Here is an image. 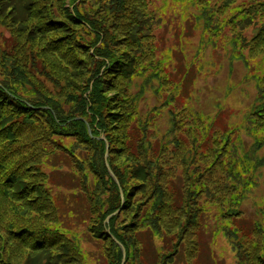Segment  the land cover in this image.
<instances>
[{
  "label": "rangeland",
  "instance_id": "rangeland-1",
  "mask_svg": "<svg viewBox=\"0 0 264 264\" xmlns=\"http://www.w3.org/2000/svg\"><path fill=\"white\" fill-rule=\"evenodd\" d=\"M71 1L66 6L73 12ZM144 3L142 15L148 11L151 17L147 15L150 19L145 22L149 26L140 23L112 28L110 44L120 51L129 49L125 55L139 60L143 43L141 54L151 66L121 80L101 71L100 79L104 81L103 96L108 99L106 111L122 114L124 128H132V102L140 116L152 118L153 126H145L149 136L133 159L127 155L131 153L117 149L111 167L107 142L104 160L121 193L140 181L134 173L138 167L148 168L140 161L144 154L152 152L153 160L160 163L161 157H167L164 160L170 168L176 150H191L193 161L182 164V170L176 166L175 174L163 185L175 203L173 216L165 214L156 229H151L137 217L136 209H128L111 223L110 216L124 206L121 198L118 208L102 220L115 188L113 179L92 165V161L99 162L94 146L82 144L76 135L59 133L53 137L73 155L57 152L48 157L44 154L47 143L41 137L32 144L22 140L23 149L15 152L10 162L0 161V208L34 206L50 198L54 210L41 216L30 212L24 221L14 223L0 219V264H118L119 249L99 237L102 231L125 250L128 247L125 264H264V0ZM11 28L0 21V53L14 57L19 46ZM24 52L23 46L16 57L21 59ZM28 67L49 90L60 92L62 85L64 90L68 88L64 80L58 83L55 76L44 75L41 59ZM73 119L84 120L92 134L85 117ZM173 123L175 131L171 130ZM164 139L167 147L158 156ZM89 155L92 161L87 159ZM21 161L25 162L23 179L10 180L9 175H14L10 170ZM114 169L126 173L124 185ZM148 178V184L132 198L135 206L152 193L149 186L155 177ZM31 186L40 191L39 197ZM146 198L153 202L157 196L154 192ZM35 222L49 229L46 238L55 237L52 248L41 252L31 248L34 231L20 236L12 232L23 226L33 230ZM178 243L180 251L170 258ZM18 247L22 250L15 249ZM123 260L124 255L119 264Z\"/></svg>",
  "mask_w": 264,
  "mask_h": 264
},
{
  "label": "trees",
  "instance_id": "trees-1",
  "mask_svg": "<svg viewBox=\"0 0 264 264\" xmlns=\"http://www.w3.org/2000/svg\"><path fill=\"white\" fill-rule=\"evenodd\" d=\"M67 2L68 0H0V21L9 27L12 26L11 31L17 41L16 47L19 46L16 49L17 54L23 46L25 47L21 59L16 57L17 54L12 57L7 53H0V161L10 162L14 153L23 149V143L20 141L25 140L28 144H32L38 136L47 143L48 150L44 151L45 155L51 156L58 152V154L65 153L71 156L73 153H70L69 147L58 144L53 137L55 134L66 133L76 135L79 142L86 146L93 145L99 156V162L94 163L90 155L87 159H91L93 166L97 165L99 173L104 172L112 178L104 160L106 143L109 142L110 146L108 159L111 167L113 152L116 153L117 149H122L123 153L124 150L131 153L132 155H127L133 159L135 154L143 149L146 135L149 136L145 126H153V120L140 116L132 102L131 112H129L132 128H124L120 120L122 114L106 111L108 99L103 96L104 90L101 85L104 81L100 79V73L103 71V74H109L112 79L118 77L121 80L130 77L133 73L135 76L139 69L143 71L151 66V62H144L147 60L141 54L143 43L140 46L141 49L139 48V60H135L134 56L131 58L125 55L126 52H130L129 49L120 51L110 44L112 28L125 29L132 25L137 27L140 23L144 27L149 26L145 22V18L150 19L147 16L149 13L147 11L146 15H142V8H146L144 0H108L105 3L102 0H80V2L72 0L73 12L66 6ZM108 8L115 12L114 15L108 11ZM93 48L94 52H91ZM38 59L42 60L44 75L55 76L58 83L61 79L64 80L68 83V88L64 90L62 85L60 92H54L44 87L43 81L28 67L30 62L36 66ZM73 78L80 82V87ZM85 92H88V96H85ZM76 116H82L88 120L92 127V134L89 133L84 120L73 119ZM3 122L6 123L3 124ZM172 128L175 131L174 123L171 130ZM170 132L172 134V131ZM101 136L104 138L101 139ZM113 142L117 143L113 144ZM166 147L167 140L164 139L158 156L163 155ZM34 148L39 151L36 145ZM190 152L191 150H176L172 163H169L171 169L167 167V161L164 160L167 157H161L163 160L160 163L161 160L159 162L153 160L155 157L152 152L144 154L140 161L148 168L138 167L134 172L135 178L140 180L138 184L133 183L129 189H121L124 194V206L120 212L111 216V223L122 213L132 209H136L134 212L137 217H142L143 222L146 221L147 227L151 229H156L158 219L165 214L172 217L175 212V203L168 196L163 185L169 176L175 174L176 166L177 169L181 167L182 170V164L188 165L193 161V157L189 155ZM26 153L30 155V152ZM35 159L37 160L38 157ZM24 164L25 162L21 161L18 166L10 170L14 173L13 176L9 175L10 180L23 179ZM115 172L120 184L124 185L126 173L121 174L120 169L119 172L116 170ZM130 173H133V170ZM150 175L155 177L154 183L149 186L152 193L150 196H144L135 206L132 198L134 199L138 191L142 190L146 183L148 184ZM45 177L43 174V181ZM111 178L110 180L113 179ZM112 183L115 190L109 197L108 208L102 212V220L118 208V200L122 198L119 185L114 179ZM32 185L39 186V184ZM10 187H14L13 184ZM31 189L36 193V197L40 196V191L32 186ZM1 192L3 187L0 186ZM154 192L157 198L153 202H146L148 199L146 197H152ZM53 206V200L50 198L34 206L9 204L0 208V219L3 222L9 219L10 223H14L18 219L24 221V217L30 215V212L40 216L49 215L54 210ZM35 225L37 228L34 227L33 230H27L28 228L23 226L18 230L12 229V232L20 236L34 231L35 239L29 245L31 248L39 252L52 248L55 237L46 238L49 229H44L39 222H35ZM112 232L117 239L126 244L122 235L113 229ZM99 237L112 241L118 247L119 254L115 260L119 264L123 256L120 245L105 231L100 232ZM23 240L27 241L25 237ZM15 249L22 250L19 247ZM126 250L129 254L128 247ZM179 251L178 243L176 252L170 255V258ZM168 257L166 258L170 259Z\"/></svg>",
  "mask_w": 264,
  "mask_h": 264
},
{
  "label": "water",
  "instance_id": "water-1",
  "mask_svg": "<svg viewBox=\"0 0 264 264\" xmlns=\"http://www.w3.org/2000/svg\"><path fill=\"white\" fill-rule=\"evenodd\" d=\"M109 148V147H108ZM107 155H108V152H107ZM107 166H108V170H109V172H110V174L112 175V176H114V173H113V171H112V169L110 168V166H109V164H108V161H107ZM117 180V179H116ZM118 182V181H117ZM121 196H122V201L124 202V194H123V191L121 190ZM122 208H123V206H121V208L120 209H118L115 213H113L112 215H114V214H117L118 212H120L121 210H122ZM111 215V216H112ZM110 216V217H111ZM116 240V239H115ZM117 241V243L120 245V247L122 248V251H123V255H124V260H123V264H125L126 263V259H125V257H126V250H125V248H124V246L118 241V240H116Z\"/></svg>",
  "mask_w": 264,
  "mask_h": 264
}]
</instances>
